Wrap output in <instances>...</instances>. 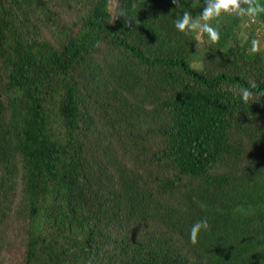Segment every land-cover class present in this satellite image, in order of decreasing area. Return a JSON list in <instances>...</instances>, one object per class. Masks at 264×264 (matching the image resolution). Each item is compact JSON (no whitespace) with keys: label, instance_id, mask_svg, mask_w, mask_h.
<instances>
[{"label":"trees","instance_id":"trees-1","mask_svg":"<svg viewBox=\"0 0 264 264\" xmlns=\"http://www.w3.org/2000/svg\"><path fill=\"white\" fill-rule=\"evenodd\" d=\"M180 2L0 0V264H264V15Z\"/></svg>","mask_w":264,"mask_h":264},{"label":"clouds","instance_id":"clouds-1","mask_svg":"<svg viewBox=\"0 0 264 264\" xmlns=\"http://www.w3.org/2000/svg\"><path fill=\"white\" fill-rule=\"evenodd\" d=\"M172 3L178 9L184 8L180 0H172ZM197 6H200V0H193L189 5V7ZM202 8L198 17H193L188 10H183L182 15L174 21V27L184 35L195 34L201 41L206 35L211 44L219 43L221 37L219 28L214 27L212 21L219 22L222 16H234L243 21L242 27L247 28L252 24H257L258 18L264 15V3H261L260 0H203ZM119 15L122 16L123 12ZM244 41L248 42L247 35L244 36ZM260 50V41L251 39L249 54L254 55ZM251 87L255 88L256 85L252 83ZM239 94L244 103L253 99V92L249 88H241ZM209 227L206 219L195 222L189 232L190 243L196 245L200 231L202 229L207 231Z\"/></svg>","mask_w":264,"mask_h":264},{"label":"rangeland","instance_id":"rangeland-1","mask_svg":"<svg viewBox=\"0 0 264 264\" xmlns=\"http://www.w3.org/2000/svg\"><path fill=\"white\" fill-rule=\"evenodd\" d=\"M261 47H264V39L263 41L260 43Z\"/></svg>","mask_w":264,"mask_h":264}]
</instances>
